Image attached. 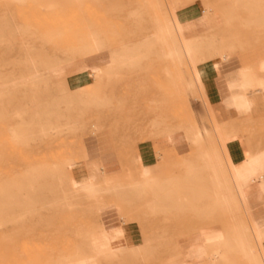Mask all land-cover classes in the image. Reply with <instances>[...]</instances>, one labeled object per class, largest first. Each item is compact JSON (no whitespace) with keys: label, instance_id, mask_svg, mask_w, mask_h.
Here are the masks:
<instances>
[{"label":"rangeland","instance_id":"1","mask_svg":"<svg viewBox=\"0 0 264 264\" xmlns=\"http://www.w3.org/2000/svg\"><path fill=\"white\" fill-rule=\"evenodd\" d=\"M179 7L180 0H0V264H59L85 254L67 255L83 247V221L101 222V215L89 208L85 194L56 201L74 190L67 182L79 193L89 190L86 179L91 189H121L147 177L140 187H149L138 153H151V140L181 135L196 150L197 140L188 135L196 128L200 137L226 140L215 123L218 113L204 103L200 81L187 86L196 71L194 43L187 39L189 70L184 53L162 57L153 40L156 24L178 21ZM181 36L172 30L164 48ZM45 108L54 112L46 132L30 129L15 138L34 113L43 119ZM51 173L65 184H52ZM115 176L121 179L115 182ZM37 177L35 187L22 185ZM7 192L20 194V202L5 207ZM26 195L33 199L29 204ZM100 195L94 199L97 212L101 203L119 206V217L133 219L131 193ZM150 200L140 199L136 209ZM142 217L150 220L151 212ZM101 226L89 235L97 256L104 253Z\"/></svg>","mask_w":264,"mask_h":264},{"label":"crops","instance_id":"2","mask_svg":"<svg viewBox=\"0 0 264 264\" xmlns=\"http://www.w3.org/2000/svg\"><path fill=\"white\" fill-rule=\"evenodd\" d=\"M180 3L176 31L194 43L199 90L206 107L218 113L215 123L226 140L201 136L193 142L196 150L181 135L151 140V153H138L151 186L99 190L131 193L133 219L119 217V206L101 203L97 212L96 201L85 198L101 222L84 220L83 247L67 255L92 254L90 231L102 224L107 244L89 264H264V0ZM180 38L171 41L178 46ZM147 192L151 197L141 195ZM143 198H151L150 205L136 209ZM146 210L150 220L142 217Z\"/></svg>","mask_w":264,"mask_h":264},{"label":"bare ground","instance_id":"3","mask_svg":"<svg viewBox=\"0 0 264 264\" xmlns=\"http://www.w3.org/2000/svg\"><path fill=\"white\" fill-rule=\"evenodd\" d=\"M179 28H180V23H179V21H174V20H164L161 24H156V26H155V31H154V34H153V40L155 41V42H157L159 45H160V47H161V49H160V51H159V53H160V55L162 56V57H166V58H172V57H178L181 53H184V56H185V54H188V52H189V45H188V42H187V39H183L182 37L180 38V42H181V45H170V46H167L166 48H164V44L166 43V36H169L170 35V33H171V31L172 30H179ZM170 38V37H169ZM88 47H91V46H88ZM126 55L127 56H131L132 55V53H126ZM30 63V65H32V61L31 62H29ZM61 66V65H60ZM55 67H53V69H54ZM57 68V67H56ZM51 69V68H50ZM47 71H48V69H47ZM26 78V77H25ZM22 79H24V78H22ZM198 80H199V76H198V74H197V71H195L194 72V76H193V81H191V82H189V83H187V86H189V87H191L192 85H193V83H195V82H198ZM14 83V82H13ZM27 83H29V84H32L31 83V80L29 81V82H27ZM6 85V84H5ZM43 112L45 113V116L43 117V119H38V117L35 115L36 113H34V116L31 118V120H30V122L28 123V124H25V126H24V128H22V129H20L18 132H15V134H14V136H15V138H18L19 137V135H21V134H24L26 131H28V130H30V129H34V131L37 133V134H41V133H44V132H46L45 130L47 129V127H49L50 126V124H49V122H50V120H51V117L54 115V112H53V109H49V108H45L44 110H43ZM38 120L39 121H41L39 124H38ZM197 129V128H196ZM196 129H192L190 132H189V136L190 137H192L193 138V140L194 141H196L199 137H200V132L198 131V130H196ZM53 130V129H52ZM55 131V130H54ZM51 133V132H50ZM202 134V133H201ZM44 136V135H43ZM207 155H208V153H207ZM212 155V154H211ZM209 156V155H208ZM202 158H203V156H202ZM206 158V157H205ZM208 158V157H207ZM248 158V157H247ZM210 159V158H209ZM219 159V158H218ZM248 160V159H247ZM205 161V160H204ZM209 161H211V159L209 160ZM221 163V162H220ZM210 164H212V162L210 163ZM222 164V163H221ZM220 164V165H221ZM205 165H207V164H205ZM217 165V164H216ZM223 166H224V164H223ZM212 168H213V166H212ZM220 168H222L221 166H219V169ZM214 169V168H213ZM223 169H225V167H223ZM65 171V170H64ZM213 171V170H212ZM221 171V170H220ZM213 172H215V170L213 171ZM217 174V173H216ZM51 175V177H52V181H53V183L52 184H54V185H56V186H63L65 183H63V181L61 180V179H57V180H55L54 179V177L56 176V173H54V174H50ZM218 175V174H217ZM234 175H236L235 173H234ZM212 176V175H211ZM217 178V177H216ZM237 178V177H236ZM38 177L37 178H32V179H30V180H27V182H25V183H22V185L23 186H29V187H32V186H34L35 187V184L37 185L38 184ZM215 179V178H214ZM232 179V178H231ZM237 179H239L240 180V178H237ZM148 180V178L147 177H141V178H138V181H137V183L136 182H132V183H130V189L131 188H134V187H140V186H144L145 185V182ZM218 180V179H217ZM236 180V179H235ZM238 180V181H239ZM218 182V181H217ZM222 182V181H221ZM235 182H237V181H235ZM84 183H86L87 184V187H88V191L87 192H82V193H79L78 191L79 190H76V184H71V183H69V182H67L66 184H65V186H68V187H74V190H72V192L70 193V194H64V195H58V196H56V201H63V200H66V199H70V200H78L79 199V197H80V195L81 194H85V195H87V196H89V197H91V198H93V199H95L96 200V198H95V196H99L100 195V192H99V190H103V191H109V190H119V188H117V185H112L111 187H104V188H101V189H91V187H90V185H91V183L92 182H90L88 179H86V182H84ZM219 183V182H218ZM224 183V182H223ZM240 184V183H239ZM22 185H19V186H22ZM70 185V186H69ZM220 185V184H219ZM218 185V186H219ZM110 186V185H109ZM119 186V185H118ZM121 186V185H120ZM236 187H239V186H236ZM111 188V189H110ZM114 188V189H113ZM221 187H219V189H220ZM241 187H239V189H240ZM32 189V188H31ZM80 189V188H79ZM241 191H242V189H240ZM239 190V191H240ZM220 191V190H219ZM226 192V191H225ZM230 192V191H229ZM237 192V191H236ZM104 193V192H103ZM227 193V192H226ZM226 193H225V195H226ZM7 198H5L6 200H7V203L5 204V207H7L6 205H8V207H13L14 206V204H17L16 202L18 201V202H20V197H21V195L20 194H18V196L15 194V196L14 197H11L10 196V193H8L7 192ZM229 194V193H228ZM224 196V193L223 194H221L220 196ZM27 197H26V201H27V203L29 204V203H31L32 201H33V199L31 198V197H28V195H26ZM124 196H127V194H124ZM228 196V195H227ZM227 196H224L223 198L225 199ZM230 196V195H229ZM232 197V196H231ZM234 197V196H233ZM68 199V200H69ZM12 200H14V202L12 203L11 201ZM15 200H16V202H15ZM228 200H231V198H229ZM224 202H225V200H224ZM69 204H71L70 202H69ZM231 204V203H230ZM224 205H227V206H229L228 205V203L226 204V202H225V204ZM42 208V207H41ZM27 211H30V207L29 206H27ZM11 213V212H10ZM37 213H38V211H37ZM17 215V213L16 212H14L13 214L11 213V215ZM32 214V213H31ZM1 213H0V224H3V222H4V220H2V218H1ZM20 215V214H19ZM9 216H10V214H9ZM241 226H243V225H241ZM102 227V229H101V233H100V235H99V242H100V245H101V248H103V247H105L106 246V244H107V242H106V230H105V228H104V226L102 225L101 226ZM250 227V226H249ZM253 227V226H252ZM255 228V227H254ZM235 229V228H234ZM246 229V228H245ZM252 229V228H251ZM256 229V228H255ZM236 231V230H235ZM240 231V230H239ZM245 231H247V230H245ZM254 231H256V230H254ZM241 232V231H240ZM237 233H238V231H237ZM93 234V233H92ZM242 235H243V233H242ZM255 235V234H254ZM257 235V234H256ZM250 236V235H249ZM258 236V235H257ZM239 237V236H238ZM90 241L91 242H93V238H92V235L90 236ZM242 241V240H241ZM247 243V242H246ZM252 246V245H251ZM91 247L93 248V250H94V252H92V254H90V255H85V254H82V255H80V256H77V257H75V258H73V259H69V258H64V259H62V260H60L59 261V264H89L90 262H92L94 259H95V257L97 256V252H95L97 249H96V247L91 243ZM110 251V253H113V249L111 250H109ZM214 251V250H213ZM222 250H220L219 252H221ZM246 251H248V250H246ZM255 253V252H254ZM221 254V253H220ZM249 254V253H248ZM252 253H250V255H251ZM243 255H244V253H243ZM253 255H256V254H252L251 256H253ZM69 257V256H68ZM245 257H246V255H245ZM252 259V258H251Z\"/></svg>","mask_w":264,"mask_h":264}]
</instances>
